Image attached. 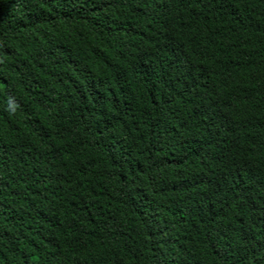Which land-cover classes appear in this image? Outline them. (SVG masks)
Masks as SVG:
<instances>
[{
  "label": "trees",
  "instance_id": "trees-1",
  "mask_svg": "<svg viewBox=\"0 0 264 264\" xmlns=\"http://www.w3.org/2000/svg\"><path fill=\"white\" fill-rule=\"evenodd\" d=\"M0 264H264V0H0Z\"/></svg>",
  "mask_w": 264,
  "mask_h": 264
}]
</instances>
